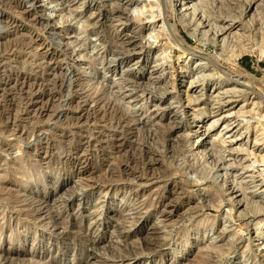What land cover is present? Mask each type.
Masks as SVG:
<instances>
[{
	"label": "rangeland",
	"instance_id": "1",
	"mask_svg": "<svg viewBox=\"0 0 264 264\" xmlns=\"http://www.w3.org/2000/svg\"><path fill=\"white\" fill-rule=\"evenodd\" d=\"M53 1L0 0V264H264V0L240 55L164 0Z\"/></svg>",
	"mask_w": 264,
	"mask_h": 264
},
{
	"label": "bare ground",
	"instance_id": "2",
	"mask_svg": "<svg viewBox=\"0 0 264 264\" xmlns=\"http://www.w3.org/2000/svg\"><path fill=\"white\" fill-rule=\"evenodd\" d=\"M148 1V0H145ZM215 0H164L163 2V7L165 9V13H167V15L169 16H175L177 19V22H179L184 30L191 36L193 37L192 33L187 29V25L184 23V21H182V18L185 17L186 15H190V14H198L200 16V18H202L204 21L201 22V24H205V26L207 25L205 20H208L206 17L211 18L213 20L212 23H209V26L206 31L209 32L211 35H213L218 42H223L226 38L228 37H233V36H237L240 35L242 32H246V30L248 31V29H246L245 23L248 22V25H252V23H255V17L254 15L259 14L258 13V9L259 7L263 4V2H261L262 0H247L246 3L244 4L245 6L243 7V10L241 11L240 15L236 16L234 14L231 13H226L224 15L221 16H215L214 18L211 17L210 13H206L207 12V7H205V5H214L215 3H219V2H214ZM50 2H54L53 0H50ZM113 2V1H112ZM160 4V3H159ZM136 5V4H135ZM13 6V5H12ZM161 6V5H159ZM14 8V7H13ZM108 9V8H106ZM133 9V8H132ZM156 11V10H155ZM234 11V10H233ZM211 12V11H210ZM236 12V11H235ZM239 13V12H238ZM249 14V15H248ZM88 15V14H87ZM133 15V14H132ZM136 16V15H135ZM165 16V15H162ZM246 17H248L246 19ZM98 19V18H97ZM131 19V18H130ZM218 23H222L220 26H218ZM224 23H226L224 25ZM251 23V24H250ZM255 26V24H254ZM251 29V27H250ZM171 32L174 34V37L176 42L181 45L183 44L182 41L179 39L180 35H179V31L176 27V25H171ZM249 32V31H248ZM113 35V34H112ZM105 44V43H104ZM220 55H222L220 53ZM233 55V54H232ZM200 68L203 67L202 64L197 63L195 66H197ZM205 66V65H204ZM205 68V67H204ZM182 71V70H181ZM179 73V72H178ZM182 75V74H181ZM179 76V75H178ZM192 81V80H191ZM190 84V83H189ZM188 87V86H187ZM188 96V94H187ZM185 98V97H184ZM186 100V98H185ZM213 114V113H212ZM211 115V114H210ZM224 115V114H223ZM200 127V126H199ZM205 129V128H204ZM202 133L201 130L198 128L196 130H194L192 132V134L189 137V140H186L185 142L186 144V148H187V153H190V155L193 157L194 161H196V163L199 164V160H197V155L191 153L192 149L195 146L200 145L203 142V138L201 137ZM88 151V150H87ZM199 152V151H198ZM197 152V153H198ZM203 155V154H201ZM116 160V159H115ZM84 165V164H83ZM116 165V164H115ZM180 165V164H179ZM109 166V165H108ZM184 168V167H183ZM182 169V168H181ZM116 171V170H115ZM194 179V178H192ZM225 180L222 179V182H224ZM226 183V182H225ZM228 184V183H227ZM232 186V185H231ZM233 188V187H232ZM235 188V187H234ZM238 189V188H237ZM228 192L226 193V195L228 196V201L234 205H238V200L235 199L237 197V194L235 193L236 190L234 189H229L227 190ZM121 192V191H119ZM122 193V196H124V193ZM119 194V193H118ZM217 201V199H216ZM220 205V202H217V206ZM216 206V207H217ZM244 206V205H243ZM228 212V213H227ZM230 210L228 209V211L223 212V215L225 218L227 216H229L230 214ZM222 217V218H224ZM255 227L254 229H257L259 226V221L254 223ZM66 229V228H65ZM233 234V233H232ZM228 236V235H226ZM232 236L229 237V239H231ZM228 241V240H227ZM231 242V241H230ZM174 249V248H173ZM249 250V249H248ZM250 252V251H249ZM252 254V253H251ZM250 254V255H251ZM249 255L247 248L245 247V249H243L240 254L238 255L240 258L239 264H254L253 261V257L251 258V256ZM255 260V259H254ZM226 264H231L230 260L226 262Z\"/></svg>",
	"mask_w": 264,
	"mask_h": 264
},
{
	"label": "built area",
	"instance_id": "3",
	"mask_svg": "<svg viewBox=\"0 0 264 264\" xmlns=\"http://www.w3.org/2000/svg\"><path fill=\"white\" fill-rule=\"evenodd\" d=\"M207 7V12L213 11L210 13L211 16L215 17L216 10L213 9L215 5H205ZM208 20H205L207 25L201 24L204 20L200 18L198 14H190L186 15L182 18V21L187 25V29L192 33L193 37H191L181 26L184 39L186 45H190L194 47L193 51L199 54H209V55H220L221 54H251L254 50H257L259 43L253 42L250 32H242L240 35L228 37L223 42H218L217 39L211 35L206 29L209 26V23H212L213 20L211 18L206 17ZM164 32L167 33L165 30ZM161 32L162 38L164 41L167 40V36L163 35ZM168 41V40H167ZM169 44V42H167ZM255 44V45H254ZM164 44H162L163 46ZM165 46V45H164ZM166 50L167 47L165 46ZM168 51V50H167ZM258 51V50H257ZM169 52V51H168ZM171 52V51H170ZM169 52V53H170Z\"/></svg>",
	"mask_w": 264,
	"mask_h": 264
}]
</instances>
